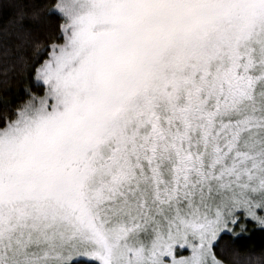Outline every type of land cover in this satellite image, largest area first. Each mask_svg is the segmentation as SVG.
I'll use <instances>...</instances> for the list:
<instances>
[{
    "label": "snow or ice",
    "instance_id": "6c2138e0",
    "mask_svg": "<svg viewBox=\"0 0 264 264\" xmlns=\"http://www.w3.org/2000/svg\"><path fill=\"white\" fill-rule=\"evenodd\" d=\"M0 11V264H231L264 231V0Z\"/></svg>",
    "mask_w": 264,
    "mask_h": 264
},
{
    "label": "trees",
    "instance_id": "16d2710c",
    "mask_svg": "<svg viewBox=\"0 0 264 264\" xmlns=\"http://www.w3.org/2000/svg\"><path fill=\"white\" fill-rule=\"evenodd\" d=\"M0 2L11 4L14 3L15 0H0ZM8 17L9 13L0 11V27H3ZM52 22L53 25L56 23L55 17H53ZM24 86L22 82H12V87L14 89H21ZM247 226L249 231L241 235L236 241L238 254L230 256L229 260L231 264H264V231L260 230L259 227L255 226L253 223H248ZM225 240L228 241L229 237H225ZM247 250H253L256 255L248 259Z\"/></svg>",
    "mask_w": 264,
    "mask_h": 264
},
{
    "label": "rangeland",
    "instance_id": "374dc122",
    "mask_svg": "<svg viewBox=\"0 0 264 264\" xmlns=\"http://www.w3.org/2000/svg\"><path fill=\"white\" fill-rule=\"evenodd\" d=\"M184 255H187L188 253L187 252H185V253H183Z\"/></svg>",
    "mask_w": 264,
    "mask_h": 264
}]
</instances>
